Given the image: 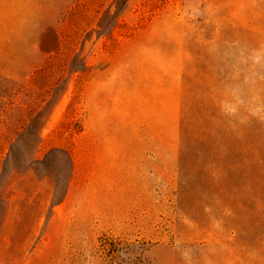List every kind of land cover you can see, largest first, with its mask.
Wrapping results in <instances>:
<instances>
[{"label":"rangeland","instance_id":"374dc122","mask_svg":"<svg viewBox=\"0 0 264 264\" xmlns=\"http://www.w3.org/2000/svg\"><path fill=\"white\" fill-rule=\"evenodd\" d=\"M0 264H264V0H0Z\"/></svg>","mask_w":264,"mask_h":264}]
</instances>
